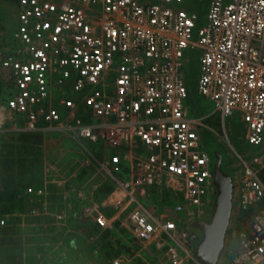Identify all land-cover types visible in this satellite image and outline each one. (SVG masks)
<instances>
[{
  "label": "built area",
  "instance_id": "built-area-1",
  "mask_svg": "<svg viewBox=\"0 0 264 264\" xmlns=\"http://www.w3.org/2000/svg\"><path fill=\"white\" fill-rule=\"evenodd\" d=\"M184 1L17 0L18 45L0 68L10 81L0 138L57 130L98 143L104 159L88 155L123 195L112 216L94 200L84 213L103 230L125 217L164 264H200L195 224L210 219L217 196L201 148L204 120L219 113L224 123L238 112L247 143L264 145V0H210L203 25ZM196 50L198 93L215 104L209 116H191L186 104L185 69ZM233 150L242 172L233 177L232 216L246 224L230 264H264V149L248 157ZM150 196L161 198L152 202L156 213L142 202Z\"/></svg>",
  "mask_w": 264,
  "mask_h": 264
},
{
  "label": "rangeland",
  "instance_id": "rangeland-1",
  "mask_svg": "<svg viewBox=\"0 0 264 264\" xmlns=\"http://www.w3.org/2000/svg\"><path fill=\"white\" fill-rule=\"evenodd\" d=\"M208 1L210 0L184 1V4L190 7L192 5V9L201 15L199 25L206 22ZM17 12L14 0H0V25L5 23L7 27V31L0 27L1 33L5 31L7 35L11 23L13 31L16 30ZM13 45L17 46L18 43L13 41ZM195 52L189 68L185 69L193 91L186 104L191 116H209L215 110V104L198 93L200 65L198 51ZM8 96L9 91L5 93L4 99ZM3 106L4 104L0 107V116L3 114ZM204 123L206 126L201 132V148L210 155L212 168L217 161L216 153H220L222 168L232 177L236 171L242 172V164L233 148L247 157L258 149H264V145L255 148L247 143V129L238 112L227 117L224 123L219 113L207 117ZM6 135L3 134L4 138ZM43 147L45 165L42 189L27 190L26 207L5 215L9 219H6L5 228H0V264H112V258L116 257L124 258L125 264H164L162 257L151 249H146L140 243V247L138 246V241L134 240L125 226V217L117 225H120L117 230L108 233L109 230L98 228L84 213V207L90 202H98V192L102 196L100 188L109 184L107 180L110 178L100 173L96 162L88 155V152L94 151L97 157L104 159L103 149L98 143L89 145L66 133L46 132ZM128 178V172L124 171L122 179ZM111 183L115 184L113 180ZM34 192L38 196H34ZM154 201L161 204L159 197L150 196L142 200L155 212L151 207ZM213 209L208 207L209 216L206 218L210 217ZM106 214L110 216L109 213ZM12 216L15 219L11 222ZM241 222L242 219L235 221L234 216L231 217L225 250H230V243L241 250L239 238L233 237L230 240L229 237L232 233L237 234L240 224L244 226L246 219L244 223ZM120 227L125 228V232ZM116 252L118 253L114 254ZM9 254L13 257L9 258Z\"/></svg>",
  "mask_w": 264,
  "mask_h": 264
},
{
  "label": "trees",
  "instance_id": "trees-1",
  "mask_svg": "<svg viewBox=\"0 0 264 264\" xmlns=\"http://www.w3.org/2000/svg\"><path fill=\"white\" fill-rule=\"evenodd\" d=\"M14 1L17 2V0ZM4 24L2 23L0 27H3L7 31V27ZM4 32H0V68L2 66L3 55L6 53L7 48L13 46V34L15 30L13 31L12 23L9 27L8 34L6 35ZM9 85V77L6 74L4 75L0 70V107L4 104V95ZM5 137H2L3 142L0 145V220L5 215L13 214L15 210H22L23 207H26L27 190L32 188L42 189L41 185L43 184L45 165V152L43 147L45 135L42 131L11 133L9 137L7 135ZM261 178L264 181V170ZM114 189V186L111 184L104 185L99 190L102 196H99V192L96 195L97 200L103 202ZM33 194L34 196H38L36 192ZM6 217L5 219L8 220L9 217ZM14 219V216L10 217L11 222ZM118 227L116 226L115 230ZM0 228L5 227L0 225ZM120 229L121 231L125 230L122 227ZM113 232L114 230H109L108 233ZM134 240L136 239L134 238ZM140 245L138 243L139 247ZM153 252L157 255L156 251L153 250ZM10 257L12 258L13 256L9 254ZM139 261L141 262V260Z\"/></svg>",
  "mask_w": 264,
  "mask_h": 264
},
{
  "label": "water",
  "instance_id": "water-1",
  "mask_svg": "<svg viewBox=\"0 0 264 264\" xmlns=\"http://www.w3.org/2000/svg\"><path fill=\"white\" fill-rule=\"evenodd\" d=\"M213 165L217 196L209 221L198 222L195 227L202 233V239L195 250L200 264H218L225 249L226 237L233 213L234 183L231 175L222 168V155L216 153Z\"/></svg>",
  "mask_w": 264,
  "mask_h": 264
},
{
  "label": "crops",
  "instance_id": "crops-1",
  "mask_svg": "<svg viewBox=\"0 0 264 264\" xmlns=\"http://www.w3.org/2000/svg\"><path fill=\"white\" fill-rule=\"evenodd\" d=\"M202 3H204V1H202ZM208 3H209V1H208ZM206 4H207V3H206ZM206 4H205V5H206ZM205 5H204V6H205ZM181 7H182V8H185V9H190V10L194 11V10L192 9V7H193L192 5H191V7H190V6L186 5V4H183ZM198 12H200V11H198ZM192 94H193V91H192V88L190 87V98L192 97ZM82 113L84 114V112H82ZM47 132L57 133L58 131L56 130V131H47ZM43 133H44V135H45L46 132L44 131ZM58 133H60V132H58ZM66 134H67V133H66ZM97 169L100 171V173H101V172L104 173L103 171L100 170V167L97 166ZM104 174L109 178V176H108L106 173H104ZM232 178H233V177H232ZM107 182H109V184L113 185L114 188H115V185H116V184H112V183H111V179L107 180ZM233 183H234V182H233ZM122 195H123L122 192L117 191L116 188H115V189L113 190V192H111V193L107 196V198L103 200V208L101 209L102 212H103L105 215H107L106 213H109L110 216L114 215V211H113V209H112L113 203L116 202L117 200L121 199ZM94 201H95V200H94ZM99 202H101V201H99ZM227 234H228V233H227ZM229 237H230V240H231L233 237H237V235L232 233V234L229 235ZM230 245H231L230 250H229V249H228V250H225V249H226V245H225V249H224V251H223V253H222V256H221V258H220V261L224 262V264H230V263H231V261H232V257L234 256V253H235L234 251L237 250V247H235L232 243H230ZM225 251H226V256H225Z\"/></svg>",
  "mask_w": 264,
  "mask_h": 264
},
{
  "label": "flooded vegetation",
  "instance_id": "flooded-vegetation-1",
  "mask_svg": "<svg viewBox=\"0 0 264 264\" xmlns=\"http://www.w3.org/2000/svg\"><path fill=\"white\" fill-rule=\"evenodd\" d=\"M214 163V162H213ZM229 175V174H228Z\"/></svg>",
  "mask_w": 264,
  "mask_h": 264
}]
</instances>
